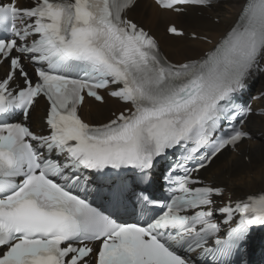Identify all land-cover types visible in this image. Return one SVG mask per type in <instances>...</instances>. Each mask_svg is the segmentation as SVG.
I'll list each match as a JSON object with an SVG mask.
<instances>
[{
    "label": "bare ground",
    "instance_id": "bare-ground-1",
    "mask_svg": "<svg viewBox=\"0 0 264 264\" xmlns=\"http://www.w3.org/2000/svg\"><path fill=\"white\" fill-rule=\"evenodd\" d=\"M245 1L235 0L211 6L200 16L195 14V10L203 9L186 8L185 14L176 16L169 11L159 10L149 0H138L129 12V18L149 30L170 62L181 64L197 59L213 48L209 44L188 39L189 33L207 37L217 43L237 21ZM213 19H218V24L213 23ZM168 24H175L178 29L185 32V36L183 38L167 36L163 30ZM1 68L7 71L6 64ZM245 84L249 97L263 93L257 103V108L264 109V49L255 68L246 78ZM122 108L123 106L111 99H106L102 106L85 100L80 115L88 123L97 125L105 123L110 118L111 111L122 110ZM43 115L44 104L38 100L30 115V122L41 126L40 119ZM246 129L250 134V140L238 146L237 154L223 150L205 170H202L203 177L215 186L223 187L232 200L242 199L247 195L264 190V117L251 115L247 120ZM219 164H221L222 171L215 169ZM238 186L242 191H236Z\"/></svg>",
    "mask_w": 264,
    "mask_h": 264
},
{
    "label": "rangeland",
    "instance_id": "rangeland-1",
    "mask_svg": "<svg viewBox=\"0 0 264 264\" xmlns=\"http://www.w3.org/2000/svg\"><path fill=\"white\" fill-rule=\"evenodd\" d=\"M197 15H198V14H197ZM218 22H219L218 19H214V20H213V23H215V24L218 23ZM163 31H164V30H163ZM209 40H210V39H209ZM196 41H197V40H196ZM198 41H200V40H198ZM210 41H211V40H210ZM204 43H206V42H204ZM206 44H208V43H206ZM253 148H254V147H253ZM224 161H225V160H224ZM224 161H223L222 163H224ZM222 163H221V164H222ZM221 164H219L217 167H215V169H217V170L219 169V170L222 171V169H221V167H220ZM236 191H237V192L242 191V189L240 188V186L237 187V190H236ZM263 191H264V190H263Z\"/></svg>",
    "mask_w": 264,
    "mask_h": 264
}]
</instances>
